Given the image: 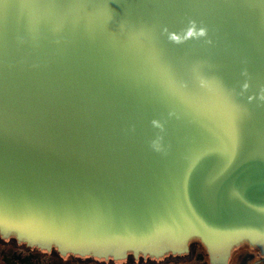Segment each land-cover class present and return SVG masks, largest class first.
<instances>
[{"label": "water", "instance_id": "1", "mask_svg": "<svg viewBox=\"0 0 264 264\" xmlns=\"http://www.w3.org/2000/svg\"><path fill=\"white\" fill-rule=\"evenodd\" d=\"M0 233L263 249L264 0H0Z\"/></svg>", "mask_w": 264, "mask_h": 264}, {"label": "flooded vegetation", "instance_id": "2", "mask_svg": "<svg viewBox=\"0 0 264 264\" xmlns=\"http://www.w3.org/2000/svg\"><path fill=\"white\" fill-rule=\"evenodd\" d=\"M0 264H264V246L260 249L244 240L230 249L226 262L212 261L206 246L199 238L192 237L183 253L167 252L154 257L128 251L124 258L114 259L63 254L53 245L49 249L40 248L18 240L13 233L8 236L0 233Z\"/></svg>", "mask_w": 264, "mask_h": 264}, {"label": "snow or ice", "instance_id": "3", "mask_svg": "<svg viewBox=\"0 0 264 264\" xmlns=\"http://www.w3.org/2000/svg\"><path fill=\"white\" fill-rule=\"evenodd\" d=\"M191 35H192V33L189 32V36H191ZM226 131H227L229 137L231 138L233 144L235 145L236 142H237V140H238V131H237L235 125L232 124V123H230V124L228 125V127L226 128ZM230 162H231V161H229V163H230Z\"/></svg>", "mask_w": 264, "mask_h": 264}]
</instances>
